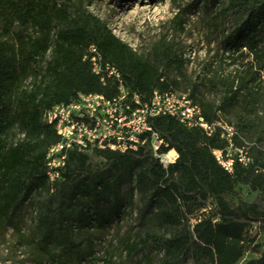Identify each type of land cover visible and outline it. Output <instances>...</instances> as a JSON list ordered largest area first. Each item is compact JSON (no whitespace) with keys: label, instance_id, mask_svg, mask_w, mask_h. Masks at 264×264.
<instances>
[{"label":"trees","instance_id":"1","mask_svg":"<svg viewBox=\"0 0 264 264\" xmlns=\"http://www.w3.org/2000/svg\"><path fill=\"white\" fill-rule=\"evenodd\" d=\"M210 1L221 5L218 16L234 21L225 58L231 66L240 62L220 79L224 87L220 102L199 97L197 86L191 91L181 88L169 70L176 65L183 74L185 59L170 47L162 48L161 57L146 60L81 0H0V230L14 226L24 194L47 190L52 195L41 205L36 224L40 236L32 243L51 264H73L83 248L82 241L73 239L79 226L96 221L103 202L118 214L126 200L133 203L137 189L144 200L142 217L168 234L161 242L151 233L126 240L128 255L154 241L164 252L161 264H178L192 245L194 253L210 264H236L255 247L248 230L264 229V162L257 161L249 148L252 162L245 166L236 160L229 172L212 152L225 146L220 135L208 136L174 117L151 120L168 143L162 150L178 152L167 168L147 146L125 153L73 149L53 190L47 175L46 155L59 135L44 119L45 111L81 92L115 91L104 86L83 59L91 44L144 97L156 88L189 91L209 121L227 106L239 105L243 114L235 125L236 141L244 144L241 133L248 132L255 120L247 118L264 115V0ZM183 14L172 20L181 31ZM125 184L128 196L122 192ZM240 185L258 192L251 203L227 197ZM195 217L201 219L193 223ZM137 264H153V256L143 254ZM244 264H264V252Z\"/></svg>","mask_w":264,"mask_h":264},{"label":"rangeland","instance_id":"2","mask_svg":"<svg viewBox=\"0 0 264 264\" xmlns=\"http://www.w3.org/2000/svg\"><path fill=\"white\" fill-rule=\"evenodd\" d=\"M81 1L146 60L153 61L158 54L161 57L162 48L170 47L185 59L183 74L178 72L176 65L169 70L171 76L180 82L181 88L191 91L197 86L199 97L220 102L224 95L220 79L240 64L231 66L229 59L225 58L235 24L232 17L218 16L221 5H214L210 0ZM180 13H184V31L172 22ZM242 114V108L237 104L227 106L226 112H220L226 121L235 125ZM247 119L255 120L248 132L241 133L242 142L249 146L257 161L264 162V115L249 116ZM127 188L126 184L123 185L122 192ZM256 194L257 191L240 185L235 193L227 197L235 203H251ZM51 195L47 190L41 193L32 190L22 196L14 226L0 230V264H51L32 243V238L40 236L36 224L41 205ZM128 195L126 191L124 196ZM57 203L55 200L54 205ZM143 205V197L137 189L133 203L129 204L126 200L119 206L118 214L113 212L111 204L101 203L99 216L107 218L100 220L95 214L96 221L93 220L91 225H80L73 234L75 242H83L81 255L73 259V264H137L146 253L153 256V264H161L164 252L160 243L150 241L133 255L124 251V242L128 239L137 240L151 233L161 242L168 234L166 229L142 217L140 211ZM248 232L255 238V247L236 264H244L264 252V229L252 226ZM194 249L192 245L178 264H210L205 257L196 255Z\"/></svg>","mask_w":264,"mask_h":264},{"label":"built area","instance_id":"3","mask_svg":"<svg viewBox=\"0 0 264 264\" xmlns=\"http://www.w3.org/2000/svg\"><path fill=\"white\" fill-rule=\"evenodd\" d=\"M83 59L100 82L115 91L110 95L81 92L73 100L56 103L45 111L44 119L59 135V141L46 155L51 190L62 179V170L73 149L87 153L94 149L125 153L147 146L167 168L176 161L178 152L174 148L162 150L168 143L151 121L159 116L174 117L189 128L203 130L208 136L218 133L225 146L213 148L212 152L229 172H233L236 160L245 166L252 162L249 146L236 141L235 124L221 116L213 121L206 119L189 91L156 88L150 96L144 97L127 85L120 69L106 59L96 45L88 46ZM200 219L195 217L193 223Z\"/></svg>","mask_w":264,"mask_h":264}]
</instances>
